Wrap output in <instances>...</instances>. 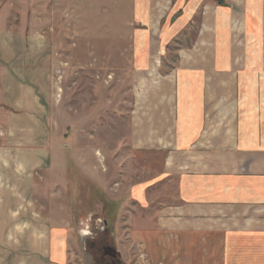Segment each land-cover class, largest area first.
Instances as JSON below:
<instances>
[{"label":"rangeland","instance_id":"374dc122","mask_svg":"<svg viewBox=\"0 0 264 264\" xmlns=\"http://www.w3.org/2000/svg\"><path fill=\"white\" fill-rule=\"evenodd\" d=\"M133 1L0 0V194L24 196L4 215L15 225L19 214L43 227L65 225L71 264H86L81 216L97 203L122 264H185L175 238L163 259L168 240L153 228L161 199L145 207L131 196L137 187L143 195L160 171V154L151 159L130 148V117H145L140 101L150 76L134 73L149 32ZM195 13L193 27L179 32L186 40L169 42L171 56L153 58L152 66L174 68L176 51L191 47L198 30ZM251 44L259 58H249L250 72L239 80L242 107L256 115L264 113V41ZM152 76L158 86L173 74Z\"/></svg>","mask_w":264,"mask_h":264},{"label":"crops","instance_id":"0c3cea01","mask_svg":"<svg viewBox=\"0 0 264 264\" xmlns=\"http://www.w3.org/2000/svg\"><path fill=\"white\" fill-rule=\"evenodd\" d=\"M132 8L149 32L134 73L150 76L140 101L145 117H130V148L151 159L160 154V171L146 182L145 199L138 187L131 196L145 207L161 199L153 228L168 240L163 259L175 244L185 264H264V113L243 109L239 80L250 72L249 58H259V49L249 48L264 41V0H134ZM196 11L191 47L178 48L174 68L152 66L153 58L171 56L169 42L186 40L179 32L192 26ZM160 71L173 80L155 85ZM22 197L0 194V264H71L65 225L49 220L43 227L24 214L15 225L4 215ZM101 209L97 203L81 217ZM25 219L31 224H20Z\"/></svg>","mask_w":264,"mask_h":264},{"label":"flooded vegetation","instance_id":"af4514ba","mask_svg":"<svg viewBox=\"0 0 264 264\" xmlns=\"http://www.w3.org/2000/svg\"><path fill=\"white\" fill-rule=\"evenodd\" d=\"M81 229L80 248L86 264H122L113 250L112 228L103 217L93 214L83 220Z\"/></svg>","mask_w":264,"mask_h":264},{"label":"water","instance_id":"95a60500","mask_svg":"<svg viewBox=\"0 0 264 264\" xmlns=\"http://www.w3.org/2000/svg\"><path fill=\"white\" fill-rule=\"evenodd\" d=\"M219 1H221L222 2V0H219ZM114 251H115V253L116 254H118L119 256H120V253H119V251H117L116 249H113Z\"/></svg>","mask_w":264,"mask_h":264}]
</instances>
